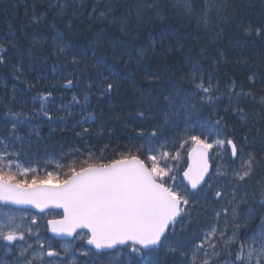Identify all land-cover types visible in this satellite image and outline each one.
<instances>
[{
  "label": "snow or ice",
  "instance_id": "snow-or-ice-1",
  "mask_svg": "<svg viewBox=\"0 0 264 264\" xmlns=\"http://www.w3.org/2000/svg\"><path fill=\"white\" fill-rule=\"evenodd\" d=\"M101 2L91 0L89 5L84 0H47L42 11L33 6L29 21L30 25L55 32L51 36L52 55L61 62V68L72 69L62 74L66 81L63 87L79 84L77 73H88L85 94L81 98L74 95L71 101L72 106L81 108L82 119L77 121L81 131L76 133L81 139L97 120L96 113L88 109L90 97H112L120 88L119 80L113 79L117 73L103 55L97 54L95 43L84 46L72 40L71 19L65 23L66 31H61L48 22V14L62 21L69 11L73 18L85 12L90 20L111 18L109 22L120 26L128 36L138 31L146 13L162 18L166 11L162 0H137L135 4L106 0L102 8ZM176 5L182 6L188 16L195 14L206 27L212 23V7L217 20L228 19L222 16L226 0H205L199 13L193 0H176L173 7ZM133 9L134 28L129 25ZM117 12L122 14L118 16ZM241 27L247 35L264 37V23L248 22ZM104 35L103 29L98 32L97 42ZM169 37L175 43L169 42ZM22 38L29 40L27 48L15 32L0 36V67L10 65L17 80L23 76L22 59L35 57L37 46L42 51L48 43L43 35L29 39L23 32ZM183 39L175 29H162L161 66L156 71H144L149 86L167 80L166 86L156 89L158 95L151 97L153 102L163 103L156 116H146L151 107L138 112L140 121L150 123L125 122L131 128L130 143L121 146L125 150L119 152V158L89 162L94 154L88 149L87 158L79 166L72 159L63 179L59 173L46 171L41 177L36 168H21L20 162L26 157L15 149L30 142L21 136L20 128L30 126L36 115L52 121L50 108L56 106L53 90L37 92L32 104L39 108L26 115L8 108L4 114L8 122L0 124V264H264V184L260 185L258 210L249 207L251 181L257 170L264 168V73L249 75L247 86L230 78L227 91L221 93L219 82L204 68L209 60L211 67L218 68L213 52L205 48L185 51ZM156 48L155 40L150 49L138 50L132 42L122 40L113 43L112 52L113 58L119 57L122 62L125 56L131 61L135 53L139 63L149 51L156 55ZM174 48L179 59L173 58L169 64L164 54ZM13 57L19 58L16 63ZM173 68L181 73L187 70L182 76L185 85L179 86ZM57 71L54 65L53 72ZM34 87L28 84L29 89ZM257 87L262 94L256 93ZM222 98L227 101L224 106L218 103ZM245 102L258 104L260 111H246ZM206 108L213 112L205 118L202 111ZM57 111L71 116L69 106L63 103ZM229 114L236 116L238 123L226 119ZM133 140L142 143H131ZM182 151L191 162L181 169ZM210 152L216 157L214 163L209 162ZM79 154L80 149H75L65 155ZM53 180L58 183L51 184ZM241 206L247 211H241ZM50 208L62 212L59 219L46 221L54 234L46 238L41 236L38 215L32 214V209L44 213ZM57 237L61 238L59 247L53 243Z\"/></svg>",
  "mask_w": 264,
  "mask_h": 264
},
{
  "label": "trees",
  "instance_id": "trees-1",
  "mask_svg": "<svg viewBox=\"0 0 264 264\" xmlns=\"http://www.w3.org/2000/svg\"><path fill=\"white\" fill-rule=\"evenodd\" d=\"M47 0H0V36H5L9 32H15L18 37H21L20 43L27 48L29 46V40L23 39V32H27L29 39L33 36L43 35L48 38V43L43 46L42 51L39 50L35 57L25 56L22 61H25V65L28 60L34 59L38 61L43 68L44 73L36 75L31 72L32 81L29 77L22 76L17 80L11 70V66L0 67V124L8 122V118L4 115L8 108H12L14 111L22 112L26 115L31 112L34 107L39 108V105L32 104V97L37 92L44 89H52L53 96L55 98V107H51L52 121L47 120L42 115L38 117L37 122L32 126L20 128V134L26 137L30 143L25 144L22 148L17 147L16 151H22L25 154L26 160H21L26 167L34 166V162L37 160V155H51L54 154L58 159L52 163V165L60 167V172L64 174L67 171V166L72 162V159L76 160L77 166L87 158V150L90 149L94 156L89 162H107L111 159L119 158V152L125 149L122 145L130 143L128 135L131 134V128L125 126V122L128 124L137 123H149L150 120L140 121L138 118L139 111H145L149 108L147 105H141V102H150L154 105V112H146V116L155 115L158 109L162 106V101L154 103L151 99L152 96H157L156 89L167 85V80L163 81L159 85L149 86L148 81L145 79V71L147 68L151 71H156L161 65L159 64V53L162 51L159 48V37L162 29L172 28L177 30L184 39L181 41L184 45L185 51L193 49L199 52L201 48L210 49L213 52V58L219 62L218 68L211 67L212 60L204 65L207 72H211L215 79L219 82L220 89H225V83L230 78L235 79L238 84H244L247 86V77L251 74L264 73V37L256 35H247L241 25L248 22L254 24L264 23V0H226V10H231L228 19L217 20V17L211 15L212 12H216L212 7L209 12L210 20L213 21L215 27L213 33L216 35V41L218 47L215 45H208L207 34L204 31V24L198 22L196 15L188 16L182 6L173 5L176 0H162V6L166 8L164 16L157 18L155 13L148 12L145 15V19L139 24L138 31H131L128 36L120 30V26L110 23L109 20H90L87 16V12L83 15L71 16V11L65 16V19L59 20L53 19V13H49L47 20L49 23H55L57 28L61 31H66L65 23L71 19L72 28L70 35L72 40L78 44L87 46L89 44H96V51L98 55H103L108 64L113 65L117 77L113 79L119 80L120 88L114 93L116 101L113 102V96L105 98L103 100L98 99L95 95L90 97L88 109L96 113L97 120L95 124L90 125V132L85 134V138H78L76 133L81 129L77 126V121L82 119L79 114L81 108L79 106H72V97L75 95L81 98L85 94V85L88 82V73L80 76V83L74 85L71 88H65L62 85L66 83L62 79V74L67 75L72 71L70 67L61 68L60 61H58L54 55H52L51 48V36L55 35V32L37 27L36 25H30L31 13L33 6L37 11H42L47 7ZM85 4H89L91 0H84ZM102 0L101 8L103 7ZM137 0H129V4H135ZM205 4V0H193V6L196 9V13H199ZM90 6L88 11H90ZM225 10V11H226ZM132 15L129 19L130 27H136L135 11L131 10ZM224 11V12H225ZM223 12V13H224ZM121 12H117V15H121ZM147 17H151L150 20ZM41 28L42 30H39ZM103 29L105 35L97 42V33ZM196 38H204L202 46L194 45ZM132 42L135 49L145 48L150 49L152 41L157 42L156 55H153L151 51L147 56L139 63L136 62V55L133 53L131 61L128 57L123 58V62L119 57L113 58V43L114 42ZM169 42L175 43V41L169 37ZM119 51V46L117 47ZM131 50V49H130ZM222 54V55H221ZM168 58L169 64L172 63L173 58L179 59V56L175 50L164 54ZM238 61H241L238 63ZM12 62L16 63L17 60L12 58ZM56 65L58 71L53 72V66ZM28 67L29 64H27ZM22 72L24 67L21 66ZM175 79L180 82L179 86L185 85L187 82L182 80V76L187 74V70L184 73L176 71ZM60 77L61 80H56ZM75 79V77H73ZM26 82V83H24ZM35 84L36 87L29 89L28 84ZM58 86L61 90V94L55 87ZM15 89V91H13ZM257 94H262L259 87L255 89ZM120 92V93H119ZM63 103L65 106H69L71 116L63 111H57L59 105ZM81 103L83 101L81 100ZM198 103V102H197ZM220 106L227 104L225 99H221ZM147 104V103H146ZM199 106V105H198ZM245 110L255 108L260 111L258 104L252 102H245ZM213 109L206 108L202 111V115L206 118ZM255 113H253L254 115ZM119 117V119H117ZM226 119L238 123V118L229 114ZM259 119V117H257ZM11 125L9 124V127ZM87 126V125H86ZM259 127V125H257ZM131 143H142V141L133 140ZM188 145H185L187 148ZM80 149V154L75 157H67L70 150ZM215 152V149L212 150ZM211 152L212 163L215 162L216 157H213ZM61 156H65L61 159ZM224 160H227V156H224ZM188 163V157L184 152H181V160L178 167L184 168ZM45 173V172H44ZM180 177L177 176L179 181ZM264 184V168L257 170V175L251 181L249 188V199L251 203L249 207L253 211L258 210V204L260 202V185ZM241 211L246 212L247 209L241 206Z\"/></svg>",
  "mask_w": 264,
  "mask_h": 264
},
{
  "label": "bare ground",
  "instance_id": "bare-ground-1",
  "mask_svg": "<svg viewBox=\"0 0 264 264\" xmlns=\"http://www.w3.org/2000/svg\"><path fill=\"white\" fill-rule=\"evenodd\" d=\"M46 4H47V1H46ZM229 13H231V10H226L224 13H222V16L226 17V16L229 15ZM212 15L216 16V12H212L210 16H212ZM215 22H216V19H214L212 21L210 26H207V27L205 25H203V26H204V31L206 32L205 34H207L208 45L211 44V45H215L216 47H218L219 45H218V43L216 41V35L213 33V29L216 28L215 25H214ZM203 39L204 38H202V39L201 38H196L194 40V45H198L199 47L202 46V44L204 43ZM212 49H213V47L210 48V50H212ZM13 59L18 60L19 58L13 57ZM20 64H21L22 67H24L23 76L24 77H29L31 79V81H32L31 72H34L36 75H41L42 73L43 74H47V72L44 73L43 68H41L40 63L38 61L34 60V59L28 60L27 64H29L30 67H28L27 64L25 65V61H22ZM56 80H58V83H59V80H61V79H60V77H58V78H56ZM24 83H26V82H24ZM55 89L58 90L59 93L61 94V90L59 89L58 86H56ZM115 101H116V97L114 95L113 96V102H115ZM146 103L145 102H141V105L143 106L145 104V105L151 107L152 108L151 112H154V110H155L154 105L151 104L150 102H146ZM156 114H157V112L155 113V115H151L150 114V116H156ZM38 117L40 118V115H36V116H33L31 118L32 126L35 125V123L38 120ZM149 123H150V121H149Z\"/></svg>",
  "mask_w": 264,
  "mask_h": 264
},
{
  "label": "rangeland",
  "instance_id": "rangeland-1",
  "mask_svg": "<svg viewBox=\"0 0 264 264\" xmlns=\"http://www.w3.org/2000/svg\"><path fill=\"white\" fill-rule=\"evenodd\" d=\"M44 28V27H42ZM39 30H42L41 28H39ZM229 81V80H228ZM228 81H226V83L224 84L225 86V89L222 90L220 89L221 93H224L227 91V84H228ZM226 100V99H225ZM227 102V101H226ZM51 184H53L52 182H50ZM32 214H35V213H32ZM19 215V214H17ZM37 215V214H36ZM53 216H55V214H53ZM49 216H41V215H38V220H37V223L40 225V231H41V236L42 237H46L47 238V233H48V226L46 224V221L48 220Z\"/></svg>",
  "mask_w": 264,
  "mask_h": 264
},
{
  "label": "water",
  "instance_id": "water-1",
  "mask_svg": "<svg viewBox=\"0 0 264 264\" xmlns=\"http://www.w3.org/2000/svg\"><path fill=\"white\" fill-rule=\"evenodd\" d=\"M190 162H191V161H190V159H189V163H190ZM209 162H210V161H209ZM50 209H57V210H61V211H62V209H58V208H50ZM33 210L39 212L38 209H33ZM47 210H49V209H47ZM47 210H45V211H47ZM50 233H51V231H50ZM51 234L54 236L53 233H51ZM73 238H74V237H65L64 239H73ZM57 239H61V238L57 237Z\"/></svg>",
  "mask_w": 264,
  "mask_h": 264
}]
</instances>
